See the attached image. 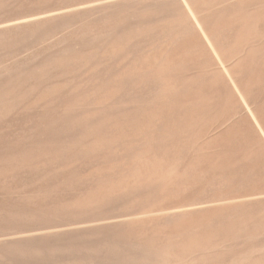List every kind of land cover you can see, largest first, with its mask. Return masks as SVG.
Listing matches in <instances>:
<instances>
[{"label": "rangeland", "instance_id": "obj_1", "mask_svg": "<svg viewBox=\"0 0 264 264\" xmlns=\"http://www.w3.org/2000/svg\"><path fill=\"white\" fill-rule=\"evenodd\" d=\"M189 1L0 0V264H264V0Z\"/></svg>", "mask_w": 264, "mask_h": 264}, {"label": "bare ground", "instance_id": "obj_2", "mask_svg": "<svg viewBox=\"0 0 264 264\" xmlns=\"http://www.w3.org/2000/svg\"><path fill=\"white\" fill-rule=\"evenodd\" d=\"M79 1V0H78ZM114 1V0H113ZM184 1V5L186 6L188 12L190 15H192L193 19H194V23L197 26V29L199 32H201V37L203 38V40L207 43V45L209 46V48L211 50L214 51L215 53V47L216 45L214 44V42L212 41V38L209 36V34L205 31V27H204V22H202L200 16H199V11L197 9V7H195V5L193 6V4L191 3V1L189 0H183ZM203 1V0H199ZM207 2V1H206ZM219 2V1H218ZM222 3V1H220ZM249 2V1H248ZM101 3V2H100ZM96 4V3H95ZM225 4V3H224ZM86 6V5H85ZM202 8V7H201ZM46 15V14H45ZM43 16V15H42ZM39 18V17H38ZM32 19V18H30ZM28 21V20H27ZM36 21V20H35ZM8 23V22H7ZM5 24V23H4ZM16 25V24H15ZM19 25V24H18ZM22 25V24H21ZM25 26V25H24ZM3 31V30H2ZM0 31V32H2ZM4 33V32H3ZM74 36V34H73ZM63 50V49H62ZM212 51V52H213ZM62 55V54H61ZM216 55V54H215ZM217 56V55H216ZM219 59V58H218ZM111 60V59H110ZM231 80V79H230ZM234 85V84H233ZM235 87V86H234ZM13 90V89H12ZM237 90V89H236ZM239 93V92H238ZM0 98H3V96L0 94ZM245 104V103H244ZM255 122H257L255 120ZM259 122H257L256 124H258ZM262 130H260L261 132ZM263 133V132H262ZM20 136V135H19ZM55 168V167H54ZM256 196V195H253ZM251 196V197H253ZM258 198V197H257ZM253 199V198H252ZM255 199V198H254ZM238 202V201H237ZM229 203V202H228ZM231 203V201H230ZM212 205V204H211ZM175 208H181V207H175ZM192 209V208H191ZM41 212V211H40ZM171 212V211H170ZM167 213V212H165ZM142 217V216H141ZM184 219V218H183ZM152 221L150 219L147 218H133L131 220H127L126 225H128L130 228L132 227V230L136 233V238H138L140 241L143 240V235L146 231L145 228L146 225H150ZM169 228V227H168ZM64 230V229H63ZM49 233V231H48ZM23 236V235H22ZM17 237V236H16ZM170 239H167L166 241L168 242ZM166 242V243H167Z\"/></svg>", "mask_w": 264, "mask_h": 264}]
</instances>
